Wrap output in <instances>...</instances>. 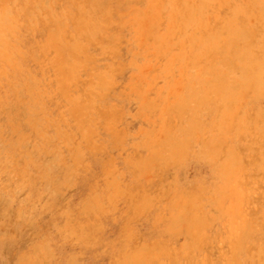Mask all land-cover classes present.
Wrapping results in <instances>:
<instances>
[{
	"label": "rangeland",
	"instance_id": "rangeland-1",
	"mask_svg": "<svg viewBox=\"0 0 264 264\" xmlns=\"http://www.w3.org/2000/svg\"><path fill=\"white\" fill-rule=\"evenodd\" d=\"M0 264H264V0H0Z\"/></svg>",
	"mask_w": 264,
	"mask_h": 264
}]
</instances>
